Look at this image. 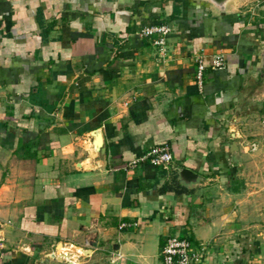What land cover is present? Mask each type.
I'll use <instances>...</instances> for the list:
<instances>
[{"label":"crops","instance_id":"1","mask_svg":"<svg viewBox=\"0 0 264 264\" xmlns=\"http://www.w3.org/2000/svg\"><path fill=\"white\" fill-rule=\"evenodd\" d=\"M261 6L0 0V264H160L171 235L206 264H264ZM155 25L164 54L139 35ZM161 144L167 169L129 166Z\"/></svg>","mask_w":264,"mask_h":264},{"label":"built area","instance_id":"2","mask_svg":"<svg viewBox=\"0 0 264 264\" xmlns=\"http://www.w3.org/2000/svg\"><path fill=\"white\" fill-rule=\"evenodd\" d=\"M264 0H257V5H263ZM170 34V28L166 25H155L143 27L139 31L142 38H152L153 45L158 47L159 53L164 54L166 46V37ZM210 69H224L225 63L222 55H215L211 58ZM207 66L200 57L196 60L195 81L199 89L204 83V72ZM173 161V156L167 144H161L150 148L129 163L130 167H136L142 162H148L151 166L160 169H167ZM137 226L136 223H122L120 228ZM207 247L203 244H195L187 237L171 235L165 239L160 250V264H206Z\"/></svg>","mask_w":264,"mask_h":264},{"label":"water","instance_id":"3","mask_svg":"<svg viewBox=\"0 0 264 264\" xmlns=\"http://www.w3.org/2000/svg\"><path fill=\"white\" fill-rule=\"evenodd\" d=\"M191 4H195L198 8L210 9L215 12L218 16H223L227 13L230 6L235 4L238 0H188ZM264 10V4L261 6ZM258 69L259 72L264 70V49L261 51V54L257 56L256 65L254 66V70ZM96 136L95 147L98 151H101V139L99 133H94ZM177 175L179 182L183 184H190L197 181V176L192 173V171L185 168H178ZM52 258H56L59 262H66L67 264H76L69 260V256L67 254H61L56 256L52 255Z\"/></svg>","mask_w":264,"mask_h":264},{"label":"trees","instance_id":"4","mask_svg":"<svg viewBox=\"0 0 264 264\" xmlns=\"http://www.w3.org/2000/svg\"><path fill=\"white\" fill-rule=\"evenodd\" d=\"M180 191H182V192H183L184 190H183V189H180Z\"/></svg>","mask_w":264,"mask_h":264},{"label":"rangeland","instance_id":"5","mask_svg":"<svg viewBox=\"0 0 264 264\" xmlns=\"http://www.w3.org/2000/svg\"><path fill=\"white\" fill-rule=\"evenodd\" d=\"M184 235H182V237H183ZM58 251H59V249H58Z\"/></svg>","mask_w":264,"mask_h":264}]
</instances>
